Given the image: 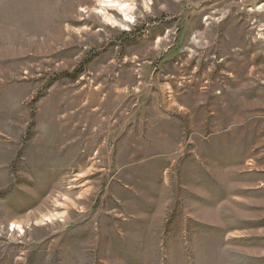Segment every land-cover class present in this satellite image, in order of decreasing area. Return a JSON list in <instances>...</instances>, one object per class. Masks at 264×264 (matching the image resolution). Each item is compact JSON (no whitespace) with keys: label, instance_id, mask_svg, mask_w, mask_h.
Instances as JSON below:
<instances>
[{"label":"rangeland","instance_id":"374dc122","mask_svg":"<svg viewBox=\"0 0 264 264\" xmlns=\"http://www.w3.org/2000/svg\"><path fill=\"white\" fill-rule=\"evenodd\" d=\"M126 1L0 0V264H264V0Z\"/></svg>","mask_w":264,"mask_h":264},{"label":"bare ground","instance_id":"6f19581e","mask_svg":"<svg viewBox=\"0 0 264 264\" xmlns=\"http://www.w3.org/2000/svg\"><path fill=\"white\" fill-rule=\"evenodd\" d=\"M99 5L96 8L99 13L103 15V17L111 22L114 20L113 15L110 13V9H117L119 12L123 14L124 17H129V13L132 10L131 3H127L126 0L118 1V0H98ZM130 19V18H128ZM116 21V20H115Z\"/></svg>","mask_w":264,"mask_h":264}]
</instances>
